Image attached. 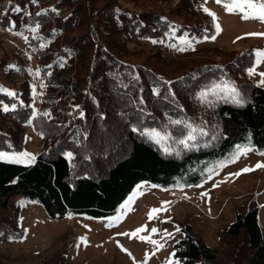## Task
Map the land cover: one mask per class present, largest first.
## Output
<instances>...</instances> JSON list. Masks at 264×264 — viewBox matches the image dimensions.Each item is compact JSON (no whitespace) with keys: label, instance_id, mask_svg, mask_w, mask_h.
Wrapping results in <instances>:
<instances>
[{"label":"trees","instance_id":"trees-1","mask_svg":"<svg viewBox=\"0 0 264 264\" xmlns=\"http://www.w3.org/2000/svg\"><path fill=\"white\" fill-rule=\"evenodd\" d=\"M171 8L152 12L112 0H0V28L36 29L29 48L44 92L35 116L27 69L0 59V137L7 140L0 151L19 152L29 123L44 144L29 165L0 160L2 209L20 196L52 219L103 218L140 182L190 188L231 162L236 148L252 147L264 156V88L235 84L234 76L209 62L174 73L170 66L178 60L159 50L129 59L137 53L127 48L130 41L174 42L199 32L191 2ZM68 102L80 112L73 126ZM258 214L250 207L228 225L229 264H264ZM17 219L18 212L0 221V241L21 237ZM174 251L180 264H223L189 224Z\"/></svg>","mask_w":264,"mask_h":264},{"label":"rangeland","instance_id":"rangeland-1","mask_svg":"<svg viewBox=\"0 0 264 264\" xmlns=\"http://www.w3.org/2000/svg\"><path fill=\"white\" fill-rule=\"evenodd\" d=\"M112 1L141 10L169 13L171 7L181 0ZM188 1L200 21L199 32L192 36L185 34L174 42L155 38L137 43L130 41L127 48L137 53L129 59L143 60L148 52L159 50L164 57L178 60L170 66L174 73L193 63L209 62L219 71L234 76L232 81L235 84L253 83L264 88V75H261L264 73V59L257 63L256 56L257 50L264 52V36L246 35L264 33V21L242 19L241 12L229 13L215 0ZM2 5H6L5 1ZM204 7L215 13L216 22L221 27L218 35L213 18L203 11ZM0 30L3 31L0 32V59L6 58L9 67L22 64L27 69L36 116L41 111L44 92L37 60L29 48L33 31L26 29L13 33ZM213 35H216L215 40L210 38ZM183 41H191V45ZM151 46L154 47L151 49ZM250 69H254L251 75ZM79 114L68 102V116L73 121L71 126ZM23 129L22 149L19 152L0 151L5 154L0 160L24 165L34 161L43 148V141L32 124L24 125ZM0 142L7 143V140L0 137ZM257 164H264V156L258 155L254 148H236L232 161L220 164V170L201 184L190 188L163 189L146 181L140 182L113 214L103 218L69 214L61 219H52L37 202L20 196L11 197L7 209L0 207V221L13 218L18 212L17 221L22 235L17 240L0 241V261L3 264H145V261L146 264H169L173 260L180 264L179 259L172 256L174 244L181 237L182 228L189 224L217 258L223 264H229L231 246L226 229L237 212L257 207L264 240V167L258 168ZM244 168L254 170L234 175ZM162 207L166 210L149 220V211ZM141 226H146L147 230L137 237L118 235L131 233ZM153 228L158 231L152 233ZM139 236L157 241V244L148 242V239L141 240ZM82 237L86 238V244L81 242ZM158 245L163 247L157 250Z\"/></svg>","mask_w":264,"mask_h":264},{"label":"snow or ice","instance_id":"snow-or-ice-1","mask_svg":"<svg viewBox=\"0 0 264 264\" xmlns=\"http://www.w3.org/2000/svg\"><path fill=\"white\" fill-rule=\"evenodd\" d=\"M33 3L36 2V0H32ZM215 2L217 4H223L225 10L229 13H233V12H236V11H239L241 12L243 15H242V19H259L261 21H264V0H230V2H225V0H215ZM15 11H20L19 7H16L14 9ZM53 11H55V9H53ZM203 11L206 12L208 15H210L212 18H213V21H214V27H215V32H216V35H218L221 31V27L219 25L218 22H216V16H215V13H212L207 7H204L203 8ZM37 15H40V13H37ZM14 26V25H13ZM32 31H36L35 28L32 29ZM216 35H213L211 36L210 38L212 40H215L216 38ZM246 35H260V36H264V33H248ZM206 39L208 37H205ZM238 39H242V37H238ZM187 44H189V46L191 45V41H183ZM153 43H156V41H153ZM174 46V45H172ZM180 50H185V49H180ZM256 56H257V63L260 62L261 59H264V52L262 51H259L257 50L256 52ZM63 66V65H61ZM254 72V69H250L249 70V74H253ZM261 75H264V73H262ZM9 95H12V96H15V93H9ZM4 111H9V108L7 105H4V108H3ZM181 143H185L183 141H181ZM5 154L3 153H0V157H3ZM22 155L24 156H27L28 154L27 153H23ZM70 155V154H69ZM256 167H264V164H257ZM254 169H250V168H244L241 170V173H236L234 175H240L244 172H249V171H253ZM167 203V202H165ZM162 210H166V208H153L149 211L148 213V218L149 220H152L155 218V215L157 213H159L160 211ZM115 219H119V217H116ZM146 226H141L140 228H137L135 229L133 232L131 233H118V235H125V236H129L130 238H134V237H137L139 233L141 232H144L146 231ZM177 231H179L180 229L177 227L176 229ZM152 233H156L158 230L153 228L152 230ZM166 235H171L170 233H166ZM139 239L141 240H145V239H148L144 236H139L138 237ZM81 242L86 244L87 243V240L86 238H81ZM148 242L156 245L157 244V241H154V240H150L148 239ZM79 247V244L77 245ZM160 247H163V245H158L157 247V250H159ZM125 251H127L125 249ZM174 253L172 254V256L174 257ZM148 259V256L146 254V260ZM145 264H146V261H145ZM169 264H178L177 261H173V260H170L169 261Z\"/></svg>","mask_w":264,"mask_h":264},{"label":"built area","instance_id":"built-area-1","mask_svg":"<svg viewBox=\"0 0 264 264\" xmlns=\"http://www.w3.org/2000/svg\"><path fill=\"white\" fill-rule=\"evenodd\" d=\"M0 32L2 33L3 31H2V30H0Z\"/></svg>","mask_w":264,"mask_h":264}]
</instances>
